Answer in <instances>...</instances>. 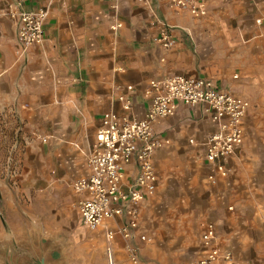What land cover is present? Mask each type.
I'll return each instance as SVG.
<instances>
[{"label": "crops", "instance_id": "0c3cea01", "mask_svg": "<svg viewBox=\"0 0 264 264\" xmlns=\"http://www.w3.org/2000/svg\"><path fill=\"white\" fill-rule=\"evenodd\" d=\"M22 5L47 7L49 14L43 41L24 51L12 14L17 0H0V241L34 230L57 238L74 228L87 193L72 183L89 173L87 156L103 116L142 118L150 79L200 75L250 100L243 143L224 160L228 173L205 158L203 140L214 120L200 104L178 103L174 114L153 122L168 142L154 150L157 188L139 203L138 226L124 238L126 217L117 215L90 236L74 232L65 256L68 263L109 264L110 247L113 264H194L204 226L213 222L222 249L232 254L226 264H264V0H206L204 16L170 0ZM155 17L173 27L175 46L153 41ZM114 22L121 23L117 30ZM121 96L131 100L130 110ZM125 169L129 177L137 172L135 163Z\"/></svg>", "mask_w": 264, "mask_h": 264}, {"label": "built area", "instance_id": "2783aa9c", "mask_svg": "<svg viewBox=\"0 0 264 264\" xmlns=\"http://www.w3.org/2000/svg\"><path fill=\"white\" fill-rule=\"evenodd\" d=\"M25 0H17V37L20 48L26 50L30 45L44 39V24L48 17L47 7L28 9L23 7ZM170 5L187 10L191 15L207 14L206 0H170ZM159 25L153 41L164 48L175 46L173 27L161 17L152 19ZM121 23L111 24L117 30ZM144 95L150 98V105L143 117L125 114L119 116L110 111L103 116L96 130V142L87 156L89 173L72 183L73 188L87 195L78 203L81 220L90 230L114 216H125V224L119 231L129 238L132 229L138 226L139 203L146 195L153 193L157 186L158 174L153 164L154 150L161 148L168 140L153 130V122L158 118L174 114L178 103L189 106L202 105L205 113L215 122V129L203 140L205 158L222 175L228 173L224 160L239 147L244 140L243 119L250 106V100L229 88H218L211 79L200 75H167L150 79ZM124 110L131 109V100L121 96ZM135 163L137 172L129 177L125 167ZM215 181L214 175H209ZM114 231L108 230L111 239ZM201 251L194 264H226L232 254L222 249L213 222H207L201 233ZM143 240L149 239L140 234ZM128 255L134 263L139 261L134 246L128 245ZM109 264L114 263L110 247L106 249Z\"/></svg>", "mask_w": 264, "mask_h": 264}, {"label": "water", "instance_id": "95a60500", "mask_svg": "<svg viewBox=\"0 0 264 264\" xmlns=\"http://www.w3.org/2000/svg\"><path fill=\"white\" fill-rule=\"evenodd\" d=\"M0 264H68L64 245L42 230L0 241Z\"/></svg>", "mask_w": 264, "mask_h": 264}, {"label": "rangeland", "instance_id": "374dc122", "mask_svg": "<svg viewBox=\"0 0 264 264\" xmlns=\"http://www.w3.org/2000/svg\"><path fill=\"white\" fill-rule=\"evenodd\" d=\"M75 216H76V225L74 226V228H72L69 232H66V231L58 232V237H57L58 241H61V243H63L64 247L66 248L67 252L65 251L64 253L66 254L67 257L69 254L67 246H66V244L68 245L67 239H71V236H73L74 232H76L77 238H82L86 235L90 236L91 234H93V231L88 229L86 224L83 223L79 219L78 214H76ZM67 257H66V259L68 260ZM68 264H76V263H70L69 262Z\"/></svg>", "mask_w": 264, "mask_h": 264}]
</instances>
